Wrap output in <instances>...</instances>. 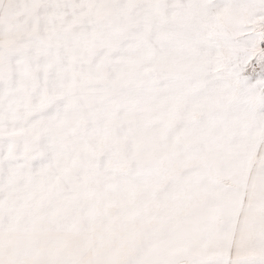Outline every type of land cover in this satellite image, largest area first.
<instances>
[{
	"label": "snow or ice",
	"instance_id": "1",
	"mask_svg": "<svg viewBox=\"0 0 264 264\" xmlns=\"http://www.w3.org/2000/svg\"><path fill=\"white\" fill-rule=\"evenodd\" d=\"M0 264H264V0H0Z\"/></svg>",
	"mask_w": 264,
	"mask_h": 264
}]
</instances>
